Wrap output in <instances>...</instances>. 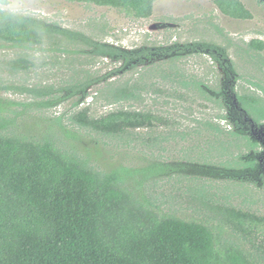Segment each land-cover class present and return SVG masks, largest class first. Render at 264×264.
Masks as SVG:
<instances>
[{
    "label": "trees",
    "instance_id": "1",
    "mask_svg": "<svg viewBox=\"0 0 264 264\" xmlns=\"http://www.w3.org/2000/svg\"><path fill=\"white\" fill-rule=\"evenodd\" d=\"M67 1L148 19L157 0ZM100 26L0 9V264H264V32L208 17L128 49ZM200 54L208 82L176 64ZM155 74L205 109L158 110Z\"/></svg>",
    "mask_w": 264,
    "mask_h": 264
},
{
    "label": "rangeland",
    "instance_id": "2",
    "mask_svg": "<svg viewBox=\"0 0 264 264\" xmlns=\"http://www.w3.org/2000/svg\"><path fill=\"white\" fill-rule=\"evenodd\" d=\"M216 1L157 0L148 19L129 17L108 7L87 6L67 0H8L7 5L0 3V9L59 20L64 25L76 28L106 25L101 36L128 49L142 47L147 40L156 42L157 45L184 43L193 35L191 31L193 23L196 20L206 21L208 17L227 33L235 37L242 36L246 40L261 36L257 34L258 31L264 32V8H261L256 0H240L252 14V18L246 21L224 15L216 5ZM153 24H156L157 28L152 29ZM110 30L113 34H110ZM181 31L183 32L179 33ZM179 62L176 64L180 68L197 75L202 80L206 79L207 82L212 79L213 74L218 75L215 63L205 54L187 56ZM131 78H134V75L127 74L120 80L123 82ZM151 81V85L158 88V91L151 90L150 94L157 101L155 106L158 110L175 114L187 112L191 107L196 112V109H200L199 104L205 109L203 100L198 95L162 81L159 74H155ZM92 92L95 93L93 90ZM93 96H90L89 102ZM148 102L151 104V100ZM102 110L101 108L100 111ZM164 191L174 195L178 190L176 187H169Z\"/></svg>",
    "mask_w": 264,
    "mask_h": 264
},
{
    "label": "water",
    "instance_id": "3",
    "mask_svg": "<svg viewBox=\"0 0 264 264\" xmlns=\"http://www.w3.org/2000/svg\"><path fill=\"white\" fill-rule=\"evenodd\" d=\"M262 1L264 2V0H262ZM151 28L155 29V28H157V25L153 24ZM235 101H236V98H235ZM250 130H251L250 135L253 137L254 141L258 142L260 144V146H262V148H263V152H262V155L260 157V161L262 162V165L264 166V126L257 127L253 123V124H251ZM263 172H264V168H263Z\"/></svg>",
    "mask_w": 264,
    "mask_h": 264
},
{
    "label": "flooded vegetation",
    "instance_id": "4",
    "mask_svg": "<svg viewBox=\"0 0 264 264\" xmlns=\"http://www.w3.org/2000/svg\"><path fill=\"white\" fill-rule=\"evenodd\" d=\"M264 3V2H263Z\"/></svg>",
    "mask_w": 264,
    "mask_h": 264
}]
</instances>
